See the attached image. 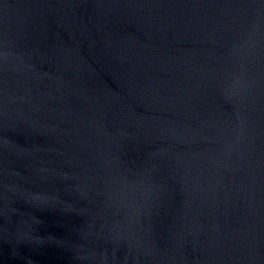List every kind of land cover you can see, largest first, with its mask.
<instances>
[{
    "label": "water",
    "instance_id": "water-1",
    "mask_svg": "<svg viewBox=\"0 0 264 264\" xmlns=\"http://www.w3.org/2000/svg\"><path fill=\"white\" fill-rule=\"evenodd\" d=\"M0 264H264V0H0Z\"/></svg>",
    "mask_w": 264,
    "mask_h": 264
}]
</instances>
